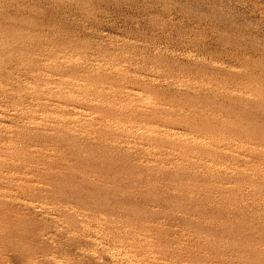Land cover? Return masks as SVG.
Here are the masks:
<instances>
[{"label":"rangeland","instance_id":"374dc122","mask_svg":"<svg viewBox=\"0 0 264 264\" xmlns=\"http://www.w3.org/2000/svg\"><path fill=\"white\" fill-rule=\"evenodd\" d=\"M0 264H264V0H0Z\"/></svg>","mask_w":264,"mask_h":264}]
</instances>
